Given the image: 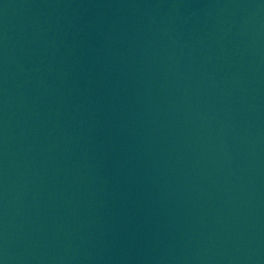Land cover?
<instances>
[{
	"label": "water",
	"instance_id": "95a60500",
	"mask_svg": "<svg viewBox=\"0 0 264 264\" xmlns=\"http://www.w3.org/2000/svg\"><path fill=\"white\" fill-rule=\"evenodd\" d=\"M0 264H264V0H0Z\"/></svg>",
	"mask_w": 264,
	"mask_h": 264
}]
</instances>
